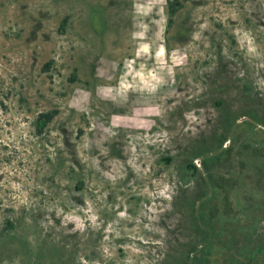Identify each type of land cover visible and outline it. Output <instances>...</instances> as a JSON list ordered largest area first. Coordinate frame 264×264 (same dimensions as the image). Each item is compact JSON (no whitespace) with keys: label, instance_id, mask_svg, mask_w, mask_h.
Returning <instances> with one entry per match:
<instances>
[{"label":"rangeland","instance_id":"rangeland-1","mask_svg":"<svg viewBox=\"0 0 264 264\" xmlns=\"http://www.w3.org/2000/svg\"><path fill=\"white\" fill-rule=\"evenodd\" d=\"M0 264H264V0H0Z\"/></svg>","mask_w":264,"mask_h":264},{"label":"trees","instance_id":"trees-1","mask_svg":"<svg viewBox=\"0 0 264 264\" xmlns=\"http://www.w3.org/2000/svg\"><path fill=\"white\" fill-rule=\"evenodd\" d=\"M175 12L174 11H168V19H167V27L171 24V17ZM56 115V112L49 113L45 115L46 122L50 121L54 116Z\"/></svg>","mask_w":264,"mask_h":264}]
</instances>
